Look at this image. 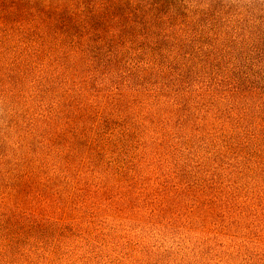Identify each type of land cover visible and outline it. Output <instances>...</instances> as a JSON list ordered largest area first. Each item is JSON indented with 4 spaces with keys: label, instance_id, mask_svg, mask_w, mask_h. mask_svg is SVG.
<instances>
[{
    "label": "clouds",
    "instance_id": "1",
    "mask_svg": "<svg viewBox=\"0 0 264 264\" xmlns=\"http://www.w3.org/2000/svg\"><path fill=\"white\" fill-rule=\"evenodd\" d=\"M42 6L59 13L66 4ZM54 23L41 13L0 25V264H98L102 235L141 243L150 264H264V242L246 246L233 238L234 249L219 241L229 220L218 206L226 208L221 197L229 193L197 170L199 158L182 168L152 161L159 141L148 124L152 113L172 107L191 117L206 103L252 133L249 109L264 106V95L232 79L231 64L209 71L200 62L190 82L130 87L92 58L87 36L62 33ZM125 67L119 79L126 82L133 69ZM70 126L78 130L70 139L58 135ZM245 145L251 140L244 136L240 149ZM213 192L217 204L205 211L202 201ZM126 205L159 225V235L116 228Z\"/></svg>",
    "mask_w": 264,
    "mask_h": 264
},
{
    "label": "trees",
    "instance_id": "2",
    "mask_svg": "<svg viewBox=\"0 0 264 264\" xmlns=\"http://www.w3.org/2000/svg\"><path fill=\"white\" fill-rule=\"evenodd\" d=\"M42 4L43 0H0V25L29 21L41 13L49 20L55 18L57 31L77 38L87 36L92 58L130 87L151 89L153 84L171 87L190 82L200 62L209 71H222L231 64L232 79L244 90H254L257 97L264 95V4L260 0H187V4L185 0H65L59 13L45 12ZM69 4L80 11L70 13ZM188 4L193 7L185 11ZM125 66L133 69L126 82L119 79L127 71ZM234 95L242 104L250 99L242 97L239 89ZM174 97L168 89L167 98L174 102ZM194 108L191 117L172 107L167 113L150 115L148 124L159 141L152 161L166 160L170 167L182 168L199 158L197 170L206 177L210 174L213 186L229 193L221 197L226 208L223 203L218 206V215L227 214L229 220L228 235L217 233L219 241L228 246L235 238L240 244L259 247L264 242V197L243 195L240 181L253 171L247 166L264 173V106L249 109L256 121L252 133L246 124H234L210 104ZM75 131L70 126L58 135L70 139ZM244 136L251 145L240 149ZM229 158L236 165L224 166ZM216 196L213 192L202 201L205 211L217 204ZM120 214L128 216L123 224L135 231L159 228L154 221L139 220L127 205ZM210 227L211 221L205 229ZM111 238L114 250L108 258L101 254L98 264L104 263L102 258L108 264H118L117 260L150 264L142 255L141 243H130L123 236ZM161 239L165 244L170 241ZM118 242L123 243L125 257Z\"/></svg>",
    "mask_w": 264,
    "mask_h": 264
},
{
    "label": "rangeland",
    "instance_id": "3",
    "mask_svg": "<svg viewBox=\"0 0 264 264\" xmlns=\"http://www.w3.org/2000/svg\"><path fill=\"white\" fill-rule=\"evenodd\" d=\"M206 154V152H204L203 156ZM208 154V153H207ZM224 166H227L228 164L230 166H234L236 165L235 163H232V158L226 159L223 161ZM247 169H253L252 172H248L246 173V175L241 179L240 181V185H241V192L243 193V195H253V196H260V197H264V173H261L259 171V169L254 170V168L252 166H247ZM128 216H125V214L121 215L120 214V220L116 223L115 227H120L121 223H124V221H127ZM138 218V217H137ZM139 219V218H138ZM136 222V221H135ZM137 224V222L135 223ZM130 231L131 230H138V229H133V228H128ZM192 235H195V233H192ZM122 237V235H121ZM101 242L103 244V247L105 249V251L102 253L103 256L107 257L112 254V251L114 250V245H115V241L109 236V235H102L100 237ZM226 241V239H225ZM239 241L236 240V243H238ZM117 245H121L120 247V252H123V257H125L127 255L126 250L123 248V243L122 242H118L116 243ZM123 249V250H122ZM121 254V253H119ZM104 262L103 264H108V259H104L102 258ZM128 261H118V264H126ZM110 264H114L110 263Z\"/></svg>",
    "mask_w": 264,
    "mask_h": 264
}]
</instances>
